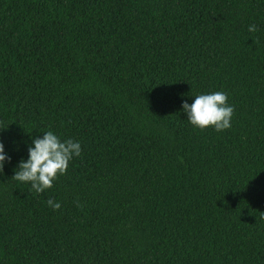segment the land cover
Returning <instances> with one entry per match:
<instances>
[{
	"label": "trees",
	"instance_id": "obj_1",
	"mask_svg": "<svg viewBox=\"0 0 264 264\" xmlns=\"http://www.w3.org/2000/svg\"><path fill=\"white\" fill-rule=\"evenodd\" d=\"M48 130L82 154L37 194ZM0 138V264H264V0H0Z\"/></svg>",
	"mask_w": 264,
	"mask_h": 264
},
{
	"label": "clouds",
	"instance_id": "obj_2",
	"mask_svg": "<svg viewBox=\"0 0 264 264\" xmlns=\"http://www.w3.org/2000/svg\"><path fill=\"white\" fill-rule=\"evenodd\" d=\"M255 30V25L249 26V31ZM191 97H194L193 102L189 104L185 100L182 110L193 127L199 130L211 127L217 132L232 127L235 105L229 103L227 92H204ZM27 152V158H21L15 166L12 178L17 182L30 184L32 191L42 194L53 187V182L58 176L67 173L73 158L81 156L82 146L78 140H65L53 130H48L43 132L42 137L31 138ZM11 162L12 157L0 138V174L4 173L5 166ZM46 203L53 211L61 209V203L51 198Z\"/></svg>",
	"mask_w": 264,
	"mask_h": 264
}]
</instances>
